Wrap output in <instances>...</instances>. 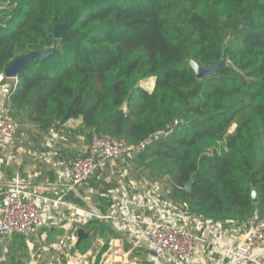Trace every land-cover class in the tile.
<instances>
[{
	"label": "trees",
	"instance_id": "trees-1",
	"mask_svg": "<svg viewBox=\"0 0 264 264\" xmlns=\"http://www.w3.org/2000/svg\"><path fill=\"white\" fill-rule=\"evenodd\" d=\"M51 48L17 77L6 101L16 123L65 143L108 134L138 145L169 132L132 157V175L165 177L172 198L213 223L264 217V0H0V74ZM222 58L204 79L190 65ZM25 239L13 236L0 264H26Z\"/></svg>",
	"mask_w": 264,
	"mask_h": 264
},
{
	"label": "built area",
	"instance_id": "built-area-1",
	"mask_svg": "<svg viewBox=\"0 0 264 264\" xmlns=\"http://www.w3.org/2000/svg\"><path fill=\"white\" fill-rule=\"evenodd\" d=\"M17 84V77L0 74V150L9 146L17 131L6 106ZM168 134L149 137L138 145L94 134L67 165L61 161V193L51 197L27 189L18 176L8 181L0 178V240L31 237L41 228L61 225V235L47 249L61 255L65 264H84L85 255L77 249V231L94 236V230L87 233L84 229L94 221L108 227L131 250H144L151 264H207L202 258L207 252L215 264L226 259L230 264H264V217L254 214L240 223H213L191 212L186 202L172 198L169 187L164 189L156 180L132 178V157ZM85 188L83 205L66 200ZM94 198L105 202L104 210L92 203ZM226 232L237 237L234 245L223 243ZM40 239L44 241L45 234Z\"/></svg>",
	"mask_w": 264,
	"mask_h": 264
},
{
	"label": "crops",
	"instance_id": "crops-1",
	"mask_svg": "<svg viewBox=\"0 0 264 264\" xmlns=\"http://www.w3.org/2000/svg\"><path fill=\"white\" fill-rule=\"evenodd\" d=\"M153 86H154V81H153L152 88ZM79 123L80 122L78 120H74V121L71 120V121H68L65 126L69 129H75L77 128ZM30 129L33 130V128L31 127ZM87 142L88 141L86 139L84 141L83 139H81V137H72V139L68 143H65L66 145H61V148H62L61 151H59L60 148L56 150L58 153L57 158H55L56 156V154L54 153L55 148L53 147H51L49 151H45L46 153L32 152L30 149H26L24 151V158H21V159L16 158L15 161H11V158H7L9 156V153L7 152L6 156L3 157L4 160L5 159L6 160H5V166H3L2 170H0V178L1 180L8 181L9 179L14 178L15 176H19V178L22 180L24 185L27 186V189L33 190L41 195H46V196L51 197L57 193H61V188H62L61 182L62 183L64 182V179H61V175H60L61 174V161H64L65 164L67 165L68 162L75 155V153H81V151L87 145ZM33 144L36 145L35 143ZM33 144L26 143L25 145H33ZM76 145H80V147H77ZM8 147L5 150H8ZM42 148H43V145H42ZM13 150H14V147H12V151ZM90 185L94 186V183H91ZM78 194L79 196L69 195L67 196V198L72 203H74V201H77L78 203L76 204L83 205L82 199L87 196L86 188L79 190ZM92 203L100 210H104L103 206L105 202L103 200L94 198L92 199ZM43 229L45 230L42 233L45 234V236L47 235L48 238H51V240H53L57 235H61V225L54 226L51 228H43ZM95 232L99 233V231L97 230H95ZM35 235L31 237H34ZM31 237H26V245L30 246L31 248L34 247L35 245H38V244L40 245V242L42 243L45 242V241H42L41 239L38 242L37 240L32 239ZM235 237L236 236H232L231 234L226 232L223 235L222 241L225 245H234L236 242ZM109 241L115 244V247L117 248L116 251H117L118 259L120 261H123L124 263L129 262L128 261L129 255L133 251L130 249V246L127 243H124L118 240L116 237H111ZM42 248H44L48 252H51L47 249V246L42 247ZM125 248L127 251H125ZM202 258L207 262V264H215L212 260L214 259V256L210 255L208 252L203 253ZM61 263L65 264V260L62 259ZM223 264H230V263L226 259Z\"/></svg>",
	"mask_w": 264,
	"mask_h": 264
},
{
	"label": "rangeland",
	"instance_id": "rangeland-1",
	"mask_svg": "<svg viewBox=\"0 0 264 264\" xmlns=\"http://www.w3.org/2000/svg\"><path fill=\"white\" fill-rule=\"evenodd\" d=\"M139 85L143 89L150 92L152 90L153 80L152 79L143 80L142 82L139 83ZM17 125H18L17 127L18 130L13 136L11 143L9 144L8 150H4V148L0 150V159L2 161L0 170H2V167L5 166L6 159L4 160L3 157L6 156L7 152L9 153V156L7 158H11V161H15L16 158L17 159L24 158V151L26 149H30L32 152L46 153L45 151H49L51 147H53L55 148L54 153H56V150L58 148H60L59 151H61L62 141L64 145H66L64 142L65 139L58 132L51 133L50 135L47 134L46 136H40L34 130H31L30 127L27 125L20 124V123H17ZM81 139L85 141L84 137H81ZM26 143L27 144L35 143L36 145L34 144L25 145ZM42 145H43V148H42ZM76 146L80 147V145H76ZM12 147H14L13 151H12ZM151 175L152 174H150L148 171L145 170L143 174H139V175L133 174L132 178L133 179L138 178V180H150L154 178L156 179V181H158L161 184V187H163L164 189H168L169 186L167 185L165 177H158V175H155V176H151ZM100 233L101 232L99 233L95 232L94 236L89 237V241L87 242L85 246L84 252L78 251L79 254L85 255L84 264H151L150 261H148L147 253L144 250L132 251V253L129 255V258H128L129 262L127 263L120 261L117 257V251H116L117 248L115 247V244L109 241V239L112 236L108 235L107 238H102ZM41 234L43 233L38 231V233L34 237H31V238L39 242ZM11 240L12 238L9 241L0 240V262L4 261V258L9 253L12 254V252L15 250L12 246ZM50 240L51 238H48L46 235L45 240H44L45 242L43 243L40 242V245L39 244L35 245L34 247H32L33 249L30 246L26 245L25 254L27 255V258H23L22 261L26 264H49V263L62 264L61 255L48 252L44 248H42V247H46L48 243L50 242ZM99 241H101V245L97 244V242ZM4 249H6V251H4ZM125 251H127L126 248H125Z\"/></svg>",
	"mask_w": 264,
	"mask_h": 264
},
{
	"label": "water",
	"instance_id": "water-1",
	"mask_svg": "<svg viewBox=\"0 0 264 264\" xmlns=\"http://www.w3.org/2000/svg\"><path fill=\"white\" fill-rule=\"evenodd\" d=\"M69 24L70 23L61 24L59 26H56L54 28V31H53V37L59 38L61 36V31L63 29H65L66 27H68ZM53 50L54 49L51 48L48 51H44V52H32V53H29L23 57L15 59L11 64H9L5 68V70H4L5 77H7V78L18 77L19 73L21 71H23L24 68L28 64H30L34 61L42 60V59L46 58L47 56L52 54ZM190 65H191L192 69L194 70L195 75L198 79H204V78L210 77L212 75H215L218 71H220L221 69H223L226 66L224 58H222L219 61V63H217L216 65H214L212 67L200 68L193 62H191ZM190 189H191V185H188L187 190H190ZM251 200H252V203L257 202V193L254 189L251 191ZM77 238H78L77 239V246H78V244L80 242L86 240L88 237H87V234L84 232L83 229H79L77 231Z\"/></svg>",
	"mask_w": 264,
	"mask_h": 264
}]
</instances>
